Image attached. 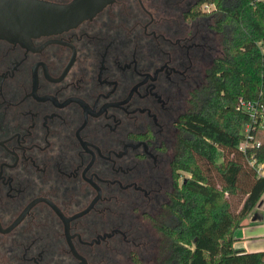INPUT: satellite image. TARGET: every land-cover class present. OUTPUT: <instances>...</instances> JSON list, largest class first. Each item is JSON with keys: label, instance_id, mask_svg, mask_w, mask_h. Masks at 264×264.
Returning <instances> with one entry per match:
<instances>
[{"label": "flooded vegetation", "instance_id": "af4514ba", "mask_svg": "<svg viewBox=\"0 0 264 264\" xmlns=\"http://www.w3.org/2000/svg\"><path fill=\"white\" fill-rule=\"evenodd\" d=\"M214 10L114 0L28 45L0 39V264L150 263L187 114L223 54Z\"/></svg>", "mask_w": 264, "mask_h": 264}, {"label": "trees", "instance_id": "16d2710c", "mask_svg": "<svg viewBox=\"0 0 264 264\" xmlns=\"http://www.w3.org/2000/svg\"><path fill=\"white\" fill-rule=\"evenodd\" d=\"M223 35L199 104L172 163L189 173L175 184L157 226L161 264H264V250L234 248V233L264 192V176L238 150L246 112L237 97L264 104V0H204ZM201 15L208 13L199 12ZM264 130H257L255 137ZM264 159V141L255 149ZM162 256V258H161Z\"/></svg>", "mask_w": 264, "mask_h": 264}, {"label": "water", "instance_id": "95a60500", "mask_svg": "<svg viewBox=\"0 0 264 264\" xmlns=\"http://www.w3.org/2000/svg\"><path fill=\"white\" fill-rule=\"evenodd\" d=\"M113 1L0 0V39L28 45L34 37L77 26Z\"/></svg>", "mask_w": 264, "mask_h": 264}, {"label": "built area", "instance_id": "2783aa9c", "mask_svg": "<svg viewBox=\"0 0 264 264\" xmlns=\"http://www.w3.org/2000/svg\"><path fill=\"white\" fill-rule=\"evenodd\" d=\"M237 107L248 115V121L242 126V140L238 144V150L242 153H246L247 149L251 150L248 162L262 175L264 159L260 162L255 159V149L262 145V141L255 137V133L257 130H264V104L258 99L246 100L238 96Z\"/></svg>", "mask_w": 264, "mask_h": 264}, {"label": "crops", "instance_id": "0c3cea01", "mask_svg": "<svg viewBox=\"0 0 264 264\" xmlns=\"http://www.w3.org/2000/svg\"><path fill=\"white\" fill-rule=\"evenodd\" d=\"M262 175L264 176V169ZM234 238V248L238 250H264V192L244 218L242 225L236 229Z\"/></svg>", "mask_w": 264, "mask_h": 264}, {"label": "rangeland", "instance_id": "374dc122", "mask_svg": "<svg viewBox=\"0 0 264 264\" xmlns=\"http://www.w3.org/2000/svg\"><path fill=\"white\" fill-rule=\"evenodd\" d=\"M210 8L211 7H203L201 9L202 10L201 12L205 11V12L208 13L209 10H210ZM204 9H206V10H204ZM258 139L261 140V141H264V132L258 134ZM179 175H180V179L179 180L181 182V180L183 178L189 176V173L182 172V173H179ZM158 248H159V240H158L157 248L154 250V252L153 251L152 252L149 251V255H148L149 260H150V263L149 264H161L160 263V259H159V249ZM161 258H162V256H161ZM119 259H120L119 261L118 260L116 261L118 264H133V263L129 262V260L127 259V257L120 256Z\"/></svg>", "mask_w": 264, "mask_h": 264}]
</instances>
